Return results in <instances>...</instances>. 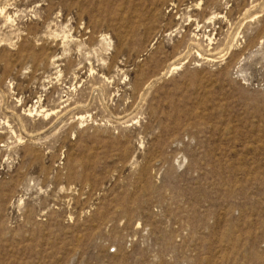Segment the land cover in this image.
Returning a JSON list of instances; mask_svg holds the SVG:
<instances>
[{"label": "rangeland", "instance_id": "rangeland-1", "mask_svg": "<svg viewBox=\"0 0 264 264\" xmlns=\"http://www.w3.org/2000/svg\"><path fill=\"white\" fill-rule=\"evenodd\" d=\"M0 264H264V0H0Z\"/></svg>", "mask_w": 264, "mask_h": 264}]
</instances>
